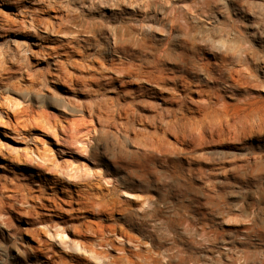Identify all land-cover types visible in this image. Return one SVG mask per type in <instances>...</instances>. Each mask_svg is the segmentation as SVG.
I'll return each mask as SVG.
<instances>
[{
  "label": "rangeland",
  "instance_id": "374dc122",
  "mask_svg": "<svg viewBox=\"0 0 264 264\" xmlns=\"http://www.w3.org/2000/svg\"><path fill=\"white\" fill-rule=\"evenodd\" d=\"M4 2L0 183L38 188L43 184L36 173L42 172L47 180L69 181L65 189L73 195L79 186L97 202L79 209L73 204L64 214L69 222L92 223L87 237L58 215L29 225L27 217L20 219L14 211L11 223L7 213L0 212V264H48L47 251L69 264H264V0ZM67 18L69 32L59 31L58 24ZM116 37L123 48L112 53ZM66 43L67 51L58 49L59 55L89 68L93 59L96 68L110 59L115 68L138 67L165 55L170 59L162 67L169 73L179 70V59L201 73L203 64L216 62L219 80L207 84L223 96L211 103V110L220 112L218 120L214 127L206 120L185 135L163 132L160 119L142 126L141 115L151 117L156 109L163 119H171L167 110L176 107L161 94L141 96L133 84L128 88L135 91L136 101H150L153 108L138 109L130 130L163 136L162 155L146 150L132 133L117 131L113 124L106 131L104 123L86 111L83 122L66 124L65 117L81 116L66 114L62 102L88 104L90 98L115 96L113 88L104 97L89 96L96 86L69 88L48 75L33 76L30 83L25 67L18 69L19 63L28 62L36 71H54L59 56L48 52ZM67 69L90 77L68 64ZM198 99L192 93L187 104L193 107ZM38 114L49 124L29 120ZM7 194L14 195V207H31L21 203L23 190ZM95 224L103 229V240L92 232ZM42 252V258L36 257Z\"/></svg>",
  "mask_w": 264,
  "mask_h": 264
},
{
  "label": "bare ground",
  "instance_id": "6f19581e",
  "mask_svg": "<svg viewBox=\"0 0 264 264\" xmlns=\"http://www.w3.org/2000/svg\"><path fill=\"white\" fill-rule=\"evenodd\" d=\"M0 1L5 3L4 1L6 0H0ZM16 2L19 3L20 0H16ZM94 5L96 7L95 1H91V6ZM70 22H71V18L64 19L62 25L58 24L57 26L59 31L64 30L65 32L67 30L69 32V28L67 24ZM67 46L68 43L62 44L57 48H52L50 52L47 51L48 53H50L49 56H51L53 53L59 56V58H55L54 60V67H53L54 71L50 69L47 70V73L36 71L32 68V66L28 62L19 63L18 69L25 67L30 83L31 81H33L32 79L35 76L37 77L38 75H42V76L48 75L50 76V80H52V82L53 81L58 82L60 85H65L69 88L70 87L72 88L74 85L75 86L77 85L78 87H82L83 89L91 85L96 86V89L93 90L90 89V93L88 94L89 96L90 94L94 95V93H99V95H102V97H104L106 95L107 90L113 88L110 89V91L114 92L115 96L109 99L107 98L99 99L96 101L92 100L91 98L90 101H87L85 99L88 102V104L84 102V100L83 101L68 100L64 103L62 102L60 104V107L64 109L66 114L71 116L72 115L81 116L78 119H67L65 117V119L63 120L68 125L70 124L76 125L79 124L80 122H83L84 113L88 112L90 117H96L98 123L101 122L104 123L103 128H105L106 131L108 129L106 127H109L111 124H113L117 131H123L126 134H128V132L132 133L133 140L137 142L141 141L146 150L155 151L157 156L162 155L161 154L163 151L162 148L164 146L163 136L161 137L155 131L152 132L151 134L150 133L144 134V132L137 131L136 129H135L136 131L130 130V126L133 124L132 117L134 116L135 112L138 109L140 110L142 108L145 110L149 106H151L150 101L147 100L136 101L135 91H130V89L128 88L133 84L134 85L136 84V86H138L141 96L150 95L156 97L157 94H161L162 95L161 98L164 99L166 103L172 104L176 107L175 109L171 108L167 110L168 117L169 115H171L172 117L171 119L170 117L169 119H163V114H162L163 112L157 113L156 109H155L156 112L152 113L151 117L141 115L139 120L142 126H145L146 122L148 123H150L149 121L155 122L157 119H160L159 122L163 125V126L161 125L163 132L174 130L173 132H175L176 134L181 133L182 135H185L186 132H189L188 130H191L192 128L199 126L200 128H202L205 125L206 120L208 121L207 124L213 126L215 119L219 117V115L217 114L220 113L218 109L211 110V103L214 102V99L215 100L222 99L223 96L220 95V93L217 92L215 89H210L209 85L207 84L209 82L216 83L219 80L217 73L218 68L216 67L217 65H215L216 62L212 64L211 63L203 64L200 67L201 73H199V71H197L194 66H188L184 61L180 59L178 60L180 67L179 70H173L170 71L169 73L166 68L162 67L163 61L165 62L168 59H170L169 56H166L164 58L165 55L156 57V59L153 60L152 63H148L147 66L139 65L138 67L119 66L115 68L112 65L113 63H111V61L113 62V59H110L109 62L111 64V67H109L107 66L109 62L103 59L104 61L100 62L99 67L96 68L95 66H93V64L95 63V60L93 59V61L90 62L92 63L91 68H89L90 65L73 63L67 60V58L64 57L63 55H59L58 49H62V51H67L68 49ZM120 47H122L121 42L119 38L116 37L114 47L112 48L111 52L112 53L120 52L119 49ZM46 62L49 64V61ZM67 64L68 66L70 65L74 67L75 70L90 74V77H87V75H82L79 73L78 74L70 73L67 69ZM95 68L97 71L94 70ZM10 69L11 66H8L5 68V71L8 73V70ZM188 69L189 70L191 69L192 71L189 72ZM111 71L112 73L114 74L116 73L119 75L113 76L109 74ZM190 73L194 75V79L192 78ZM199 75H202V79H195V77H198ZM136 82H138L139 84L137 85ZM117 83H118V88L115 89V84ZM145 84H148L151 87L147 88ZM142 86L146 87L147 89L142 90ZM228 87L230 88V86ZM192 93L197 94L199 99L194 101L193 107H189V105L187 104V99L190 98V95ZM163 95L165 97H163ZM192 101L190 102L192 103ZM151 107L153 108V106ZM21 112L23 113V115L25 114L28 116V111L26 110V108H23ZM223 112L226 113L225 108H223ZM178 114H180V116ZM190 114H193V117ZM197 114L200 115V117H197L198 116ZM257 116H259L261 120V115H257ZM38 119H40L44 123L49 124L48 118H44L40 114H38L37 117L30 115L29 120L35 121ZM223 124H221V126ZM255 125L253 124V126ZM154 128L158 129V126H155ZM248 129L250 130V128ZM36 176H37V181L43 184V185L39 184L38 188H35L29 184L25 186L19 184L14 188H9L5 184L0 183V192H1L0 212H3L5 214L7 213L8 222L11 223L13 221L11 217V212L13 211L18 215L20 219L22 217H27L26 219L28 220L26 221L29 225H34L35 223L36 224L47 223L48 221L54 220L55 216L58 215L59 219L60 220L62 219L61 221L71 224L72 228L78 234H80V236L87 237L86 232L92 230L93 224L90 222L86 223L85 221L80 219H75V222H73L72 220L71 222H69L65 219L64 214L69 212L70 210H73L72 208L73 204H76L77 206L76 209H79V208H84L85 205H87L88 203H96L97 201L94 200L93 196H90L87 194V192H84L81 189H79V186L78 189L74 190L76 192L75 195H73L72 192L66 191L65 184L69 183V181L65 179L54 178L53 180L52 179L47 180L45 179V175L42 172H37ZM41 179L43 180L40 181ZM44 184H47V186L45 187ZM20 187L22 189H20ZM48 189L50 190L48 191ZM57 189H59L58 191H60L61 193L60 197L57 196L58 194ZM18 190H23V192L25 193L23 199L21 200V203H30L31 204L30 208L14 207L15 197L13 194L10 195L7 193L9 191L15 192ZM95 225L97 228L93 229L92 232L95 234V237H97L98 240H103V235H102L103 229L101 228L99 230V225L98 224ZM44 255L46 258L45 261H47L48 264H69L61 257H58L53 252H51L50 254L47 251ZM42 256H43V252L38 253L36 255V257H40V258H42Z\"/></svg>",
  "mask_w": 264,
  "mask_h": 264
}]
</instances>
